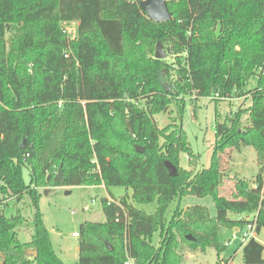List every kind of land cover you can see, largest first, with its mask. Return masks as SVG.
<instances>
[{"label": "trees", "instance_id": "16d2710c", "mask_svg": "<svg viewBox=\"0 0 264 264\" xmlns=\"http://www.w3.org/2000/svg\"><path fill=\"white\" fill-rule=\"evenodd\" d=\"M140 1L0 0L7 144L0 149V203L29 197L35 210L34 233L23 243L17 236L22 217L0 209V264H67L39 209L40 189L48 186L121 185L138 203L157 201V210L147 213L128 195L102 198L105 221L80 225L78 264H187L188 251L213 248L220 255L227 249L222 226L245 227L256 216L257 234L264 229V0H167L172 19L164 22L149 19ZM72 21L78 22L74 39L63 26ZM158 42L174 63L155 57ZM172 70L170 91L160 72ZM252 77L257 84L247 90ZM188 94L251 98L247 109L216 120L210 165L195 171L180 165L182 153L190 165L200 159L184 128L161 129L154 118L172 102L182 117L179 97ZM243 146L257 152V186L237 178L229 197L221 189L227 158ZM166 161L176 166L175 176ZM60 167L64 178L56 181ZM185 195L211 196L216 215L202 205L178 206L167 220L170 203ZM241 252L242 264H264L257 239Z\"/></svg>", "mask_w": 264, "mask_h": 264}, {"label": "rangeland", "instance_id": "374dc122", "mask_svg": "<svg viewBox=\"0 0 264 264\" xmlns=\"http://www.w3.org/2000/svg\"><path fill=\"white\" fill-rule=\"evenodd\" d=\"M14 28H11L6 39L13 34ZM156 47V45H155ZM166 51L165 60L172 64L174 57L169 56L168 48L163 45ZM160 72L164 85H168L169 90L173 89L170 80L176 77V71ZM170 79V80H169ZM257 84V77H252L247 90L254 88ZM185 112L181 117L176 102L169 105L167 112H162L154 116L159 128H166L168 131L182 126L187 133L188 141L196 154H200V159L196 158V163L190 165L187 153H182L180 165L183 168L195 171L202 165L209 167L211 154L215 145V123L216 120H225L230 114H234L239 109H247L251 105L250 96L233 97L226 100H217V97H196L195 95H184ZM244 125L249 124L247 112L242 115ZM6 120L4 115L0 114V149L7 147L5 141ZM161 138V142H163ZM194 162V160H192ZM226 170L223 176L222 192L229 197L235 191V180L237 178L245 179L251 187H256V175L259 171L257 162V152L253 146H243L234 150L231 156L227 158ZM24 182L29 185L31 182L30 169L24 167L22 170ZM39 199V209L44 224L46 225L54 250L67 264H78L79 258V237L74 236L78 232L80 225L85 221L103 222L105 215L103 212L102 198L109 197L118 199L121 196L128 195L130 201L139 209L147 213H154L157 210V201L149 203H138L133 200L132 190L121 185H112L105 187L100 185H77V186H48L41 188ZM264 193V191H263ZM193 205L206 206L211 216L216 215L215 202L211 196L199 197L196 195H185L176 197L169 205L166 218L169 220L178 206L187 208ZM84 207L89 208L83 210ZM0 209L4 211L7 217L20 216L22 222L17 229L18 239L25 243L31 241L34 233L33 219L35 210L31 205L29 197L22 201L16 200L10 196L4 202L0 203ZM233 217V214H230ZM248 216V215H247ZM232 229L222 226L220 228V240L227 244ZM159 232H156L153 241L158 245ZM257 240L264 244V229L258 235ZM235 259L236 263H241L242 252L239 247L228 245L227 249L220 255L213 248L206 251L186 252L185 259L187 264H215L218 260Z\"/></svg>", "mask_w": 264, "mask_h": 264}, {"label": "water", "instance_id": "95a60500", "mask_svg": "<svg viewBox=\"0 0 264 264\" xmlns=\"http://www.w3.org/2000/svg\"><path fill=\"white\" fill-rule=\"evenodd\" d=\"M140 8L146 13L147 17L156 22H164L172 19V14L168 9L167 0H142L139 3ZM167 56L166 51L163 50V45L161 42H158L156 45V53L155 57L158 59H165ZM136 150L138 152H144V148L137 146ZM166 168L168 169L171 176H175L177 174L176 166L170 162H165ZM63 169L60 167L57 176L55 177L56 181L63 180ZM189 239H193L191 236H188ZM109 247L110 244H108ZM28 254L36 257L37 251L35 249H29Z\"/></svg>", "mask_w": 264, "mask_h": 264}, {"label": "built area", "instance_id": "2783aa9c", "mask_svg": "<svg viewBox=\"0 0 264 264\" xmlns=\"http://www.w3.org/2000/svg\"><path fill=\"white\" fill-rule=\"evenodd\" d=\"M65 31L68 33L69 37L71 39H74L77 35V29H78V22H65L63 24ZM89 208L84 207L83 210H88ZM251 222L247 223L245 227H236L232 229L230 237L227 241V245H232L239 247L241 250L242 248L248 243V241L251 238L257 239L258 234L256 232V216L250 217ZM74 236H79L78 232L73 233ZM229 264H242V263H236L235 259H229ZM128 264H134L133 261H129Z\"/></svg>", "mask_w": 264, "mask_h": 264}]
</instances>
